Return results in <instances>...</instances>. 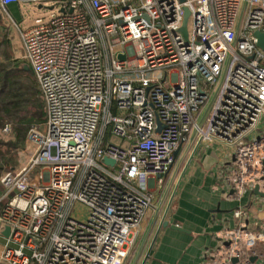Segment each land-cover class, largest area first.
Returning <instances> with one entry per match:
<instances>
[{
  "label": "built area",
  "instance_id": "1",
  "mask_svg": "<svg viewBox=\"0 0 264 264\" xmlns=\"http://www.w3.org/2000/svg\"><path fill=\"white\" fill-rule=\"evenodd\" d=\"M24 2L57 13L19 29L45 116L28 131L26 165L0 179V264H121L192 131L232 147L221 172L229 196L250 192L264 206V48L254 36L264 0L0 7ZM233 217L209 264H253L264 245L242 206Z\"/></svg>",
  "mask_w": 264,
  "mask_h": 264
},
{
  "label": "crops",
  "instance_id": "2",
  "mask_svg": "<svg viewBox=\"0 0 264 264\" xmlns=\"http://www.w3.org/2000/svg\"><path fill=\"white\" fill-rule=\"evenodd\" d=\"M176 156V162H183L172 193L167 194L168 174L154 189L153 208L144 219L151 216L146 229L147 233L151 229V237L138 264H209L205 252L216 247L223 230L235 226L237 205L243 207L249 226L264 230V206L259 199L250 192L239 201L234 199L222 180V167L233 158L231 146L192 131ZM163 219H173L178 226L160 227ZM253 256V264H264V245Z\"/></svg>",
  "mask_w": 264,
  "mask_h": 264
},
{
  "label": "trees",
  "instance_id": "3",
  "mask_svg": "<svg viewBox=\"0 0 264 264\" xmlns=\"http://www.w3.org/2000/svg\"><path fill=\"white\" fill-rule=\"evenodd\" d=\"M10 40H0V174L17 164L29 129L44 122L45 105L35 74L26 59L15 58ZM25 65L28 68H25ZM10 125L9 138L1 132Z\"/></svg>",
  "mask_w": 264,
  "mask_h": 264
},
{
  "label": "rangeland",
  "instance_id": "4",
  "mask_svg": "<svg viewBox=\"0 0 264 264\" xmlns=\"http://www.w3.org/2000/svg\"><path fill=\"white\" fill-rule=\"evenodd\" d=\"M6 10V11H5ZM5 10L0 7V40L3 37H6L10 40V52L12 53V56L15 58L23 59V50L20 40V34L19 29H26L27 27L34 24L35 20L37 18H48L54 14L57 13L56 9H50L49 5L43 4L42 6H39L36 3H11L8 4L5 7ZM187 23V17L185 19V27ZM183 26V21L181 28ZM180 28V30H181ZM3 137L9 138V134H3ZM111 139L114 141L116 140L115 137H111ZM34 149V145L27 140L25 141L24 148L17 151L16 157H17V164L14 168L6 169L1 172L0 179L2 175L8 171L15 172L21 169L23 166L26 165L28 160L30 159L32 152ZM178 161V158L177 160ZM183 162V161H182ZM182 162H175L173 168L171 169V172L167 175L168 177V185H166L167 188V194L170 195L172 193V189L174 186L173 179L175 178V175L177 171H180ZM2 192V186L0 184V195ZM152 213V212H150ZM149 217V218H148ZM146 221H144V224L142 227H140L138 233L136 236L132 239V242L130 246L127 249V252L125 254L126 258H123L121 261V264H138L141 260V257L143 256L146 247L148 246V243L150 241L151 237V229L149 230V233L145 237V240L143 242V245L137 253V248L143 239L144 233L146 232V229L148 227V223L150 221L151 216H148ZM153 224H151L152 227ZM3 240L0 239V242Z\"/></svg>",
  "mask_w": 264,
  "mask_h": 264
},
{
  "label": "water",
  "instance_id": "5",
  "mask_svg": "<svg viewBox=\"0 0 264 264\" xmlns=\"http://www.w3.org/2000/svg\"><path fill=\"white\" fill-rule=\"evenodd\" d=\"M184 12H185V14H184V18H183V26H182V28H181V32H182L184 35H186V27H185L184 25H185V19H186V17L188 16V10H187L186 8H184ZM254 36H255L256 39H257L256 44H257L259 47L264 48V33L261 32V31H259V30H257V31L254 32ZM118 58H119V59H123L124 56H123V55H118ZM25 68L27 69L28 66L25 65ZM208 106H209V104L207 105V107H208ZM199 122H200V121H199ZM158 123H159V122H158ZM159 128H160V126H159ZM103 161H104L105 163H109V164H112V163L114 162L112 159H110V158H108V157H104V158H103ZM263 195H264V193H263ZM176 224H177V223H176L173 219H163L162 222H161L160 227H161V226L164 227V226H167V225L178 226V225H176ZM150 226H151V225H150ZM147 231H148V230H147ZM7 232H8V228H6V229L4 230V234H7ZM147 234H148V233L146 232V235H145V236H147ZM142 243H143V241H142ZM142 243H141L139 249L141 248ZM255 259H256L255 256H251V257H250V261H251V262H254ZM235 262H236V259H235V258L232 259V263H235ZM131 264H132V263H131Z\"/></svg>",
  "mask_w": 264,
  "mask_h": 264
}]
</instances>
